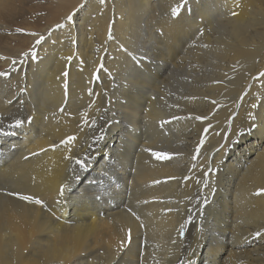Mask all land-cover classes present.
Here are the masks:
<instances>
[{
    "label": "bare ground",
    "instance_id": "6f19581e",
    "mask_svg": "<svg viewBox=\"0 0 264 264\" xmlns=\"http://www.w3.org/2000/svg\"><path fill=\"white\" fill-rule=\"evenodd\" d=\"M0 57V264H264V0H0Z\"/></svg>",
    "mask_w": 264,
    "mask_h": 264
},
{
    "label": "snow or ice",
    "instance_id": "6c2138e0",
    "mask_svg": "<svg viewBox=\"0 0 264 264\" xmlns=\"http://www.w3.org/2000/svg\"><path fill=\"white\" fill-rule=\"evenodd\" d=\"M99 3L101 5H104L106 4V0H99ZM84 5H81V7H83ZM180 10H181V6H177L175 8L172 9V15L174 16H178L180 14ZM232 15L233 16H236L238 15L237 12H232ZM66 20L70 23H74V16L73 15H68L66 17ZM67 25L66 24H57L56 25V28H62V27H66ZM18 31H23V29H18ZM202 34V33H201ZM31 35H33L34 37H38L35 41V44L36 46H40L43 42L46 41L47 37H45L44 35H41L39 33H31ZM51 35V32L49 33V36ZM109 38H111V33H109ZM53 43H56V41H53ZM205 47H207V45H205ZM22 56L25 57V58H30V59H37L38 58V53L36 51V48L33 47L31 48L29 51H25L22 53ZM0 58H3V59H7V57H0ZM66 60L70 61L72 60V57L71 56H68V57H65ZM17 63L16 60H13L12 61V64L15 65ZM100 68H103V64L100 65ZM10 75V72L8 71H3V72H0V76H9ZM62 75L64 76H67L68 75V72L65 71L62 73ZM97 78H99L97 76ZM254 79H257V78H264V72H260L259 73V77H253ZM219 82V81H217ZM251 86L249 85V88ZM21 91H25V89H21ZM243 97H241L242 99ZM9 103H11V101H9ZM213 104L216 103V101H213L212 102ZM253 108H256L257 105L256 104H253L252 105ZM61 111H63V109H61ZM249 115L252 117L253 120H255V116L252 114V113H249ZM197 120H209V117L207 115H204V116H197L195 117ZM29 120H31L32 118L29 117L28 118ZM173 119H178V117H173ZM25 121L22 120V119H15L14 120V124L15 126L19 127L21 126L22 124H24ZM255 126V125H254ZM212 128V124L209 123L208 126L206 128L203 129V132L206 134L208 132V130ZM0 131H3L2 128H0ZM76 139V137L74 136H68L65 140H61L60 143L61 144H71L74 140ZM204 139L206 140L207 139V136L205 135ZM204 143V140H201L200 141V145H202ZM59 145L57 144H52L51 147L52 148H56L58 147ZM41 151H44V149H41ZM146 151H149L152 153L153 156H155L156 159L158 160H170L173 158V155L172 153H169V152H161V151H155L153 152L151 149H146ZM199 151H200V146L198 145L197 146V149H196V152L197 154H199ZM33 155H35V153H33ZM178 155V154H176ZM27 158V157H25ZM193 159H196V157L194 156ZM82 167H86V163H85V160L83 159H80L77 161ZM196 165H193V168H195ZM211 172V169H207V171H205L204 175H208L209 173ZM186 179H191V177H187ZM199 179L197 180V183H199ZM155 183H159V181H155ZM207 186V185H206ZM67 187V185H61L60 187V195L62 196L63 193H64V190L65 188ZM260 194H264V188H260L257 192V195H260ZM13 195H19L18 193H13ZM20 198L24 201H29V202H33L37 205H44L45 204V201L36 197V196H33V195H21ZM129 211H131V209H129ZM169 211H171V209H169ZM133 215H135V213H133ZM191 218L189 217V222H190ZM181 235L184 234V231H183V225H181V232H180ZM261 235H264V232H256V236H261ZM132 243V230L131 229H128L127 231V236H126V239L125 240H122L120 242V247L121 249L125 248V247H128L130 244Z\"/></svg>",
    "mask_w": 264,
    "mask_h": 264
}]
</instances>
